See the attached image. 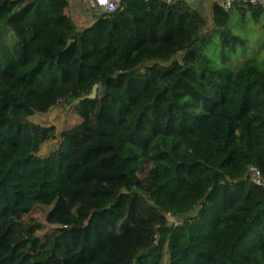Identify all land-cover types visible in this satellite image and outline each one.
I'll list each match as a JSON object with an SVG mask.
<instances>
[{
	"label": "trees",
	"instance_id": "1",
	"mask_svg": "<svg viewBox=\"0 0 264 264\" xmlns=\"http://www.w3.org/2000/svg\"><path fill=\"white\" fill-rule=\"evenodd\" d=\"M68 5L0 0V264L39 204L48 264H161L165 249L167 264H264V185L246 174L264 179V53L234 64L246 40L217 3L211 28L193 3L122 0L81 30ZM81 97L40 156L56 128L29 117Z\"/></svg>",
	"mask_w": 264,
	"mask_h": 264
},
{
	"label": "rangeland",
	"instance_id": "2",
	"mask_svg": "<svg viewBox=\"0 0 264 264\" xmlns=\"http://www.w3.org/2000/svg\"><path fill=\"white\" fill-rule=\"evenodd\" d=\"M87 1L69 0V5L66 8V12L72 18L77 30L89 26L95 19ZM201 13L207 20V27L211 28L212 24L208 11L203 10ZM226 26L234 34H238L246 40L245 45H240L233 55L234 64L237 65L256 51L257 53H264V10L255 18L248 4L244 2L231 4ZM4 37L8 42L13 40L12 36L9 38L8 33H5ZM218 49L219 38L216 35L214 43L208 45L205 52L211 60L219 63ZM74 103L75 100H61L48 111L35 112L29 117V120L35 123L54 125L56 128L55 137L42 143L38 152L40 156H47L58 147L62 139L61 131L63 129L80 121L78 114L74 111ZM50 208V205L39 204L23 217L11 221L7 235L9 240L15 244L16 249L14 255L1 264H48L51 260L49 253L54 235V226L46 220ZM161 264H167L166 249Z\"/></svg>",
	"mask_w": 264,
	"mask_h": 264
},
{
	"label": "built area",
	"instance_id": "3",
	"mask_svg": "<svg viewBox=\"0 0 264 264\" xmlns=\"http://www.w3.org/2000/svg\"><path fill=\"white\" fill-rule=\"evenodd\" d=\"M167 4H174L177 2H186V3H194L195 0H161ZM246 3L253 5V6H264V0H244ZM118 2L119 0H88L89 7L91 8L94 15L98 16V7L100 6L102 9H104L107 12H112L118 8ZM213 3H217L221 5L225 9H229L231 5L230 0H213ZM247 177L257 184H263L264 185V179L261 174V171L259 168L255 165H250L247 170ZM167 220L170 223H173L174 225L180 224V220L176 218L175 216L171 215L170 213H166Z\"/></svg>",
	"mask_w": 264,
	"mask_h": 264
},
{
	"label": "water",
	"instance_id": "4",
	"mask_svg": "<svg viewBox=\"0 0 264 264\" xmlns=\"http://www.w3.org/2000/svg\"><path fill=\"white\" fill-rule=\"evenodd\" d=\"M93 1L95 2V0H93ZM121 1L122 0H119V2H118V8L121 6ZM97 7H98V16H103V15L109 13V12L105 11L104 9H102L100 6H97ZM98 87H99L98 83L94 84L93 87H92L91 92L89 94H87L85 97L94 98L96 96ZM82 98H84V97L77 98V99H72L71 98L70 100H75V103H78Z\"/></svg>",
	"mask_w": 264,
	"mask_h": 264
},
{
	"label": "crops",
	"instance_id": "5",
	"mask_svg": "<svg viewBox=\"0 0 264 264\" xmlns=\"http://www.w3.org/2000/svg\"><path fill=\"white\" fill-rule=\"evenodd\" d=\"M230 1H231V4H234V3H238L243 0H230ZM212 4H213V0H195V2L193 3V5L197 7L200 11L207 10L208 13L210 12V8Z\"/></svg>",
	"mask_w": 264,
	"mask_h": 264
}]
</instances>
